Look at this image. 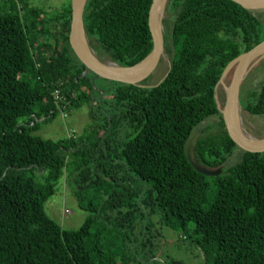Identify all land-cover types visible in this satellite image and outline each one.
I'll return each instance as SVG.
<instances>
[{"label": "trees", "instance_id": "1", "mask_svg": "<svg viewBox=\"0 0 264 264\" xmlns=\"http://www.w3.org/2000/svg\"><path fill=\"white\" fill-rule=\"evenodd\" d=\"M152 2L88 0L90 41L123 66L139 63L153 49ZM167 10L170 67L156 84L135 85L83 74L71 0L48 18L27 1L0 5V264H188L157 251L155 214L201 248L204 264H264V152L237 145L216 99L227 66L264 40V22L233 0H169ZM60 80L68 108L90 107V127L44 138L36 132L60 112ZM241 104L264 115V80ZM196 125V159L218 175L188 161ZM237 147L241 160L227 165ZM69 164L90 212L77 229L45 210Z\"/></svg>", "mask_w": 264, "mask_h": 264}, {"label": "rangeland", "instance_id": "2", "mask_svg": "<svg viewBox=\"0 0 264 264\" xmlns=\"http://www.w3.org/2000/svg\"><path fill=\"white\" fill-rule=\"evenodd\" d=\"M4 0H0V5ZM20 5L22 2L27 1L30 6L38 7L43 12V16L48 18L52 13L59 11L63 6L68 3V0H17ZM259 15L264 22V8L254 11ZM173 13L165 9L163 17L164 25V37H167L169 28L172 24ZM54 23H50L49 27L53 28ZM89 38V37H88ZM166 40V39H165ZM90 46L95 51L97 56L102 60L110 59L103 52L99 51L95 42H91ZM172 58V51L169 44L165 42V52L162 56L161 62L156 71L151 74L146 80L143 81L144 85H154L159 82L163 76L167 73ZM112 60V59H110ZM235 64H233L228 70L224 82L219 84L218 87V99L221 105H223V99L221 96L222 90L225 86L229 85ZM264 80V54L258 57L251 68L241 86V96L246 93L259 89L261 82ZM69 114L63 116L61 112L49 122H42L41 128L36 132L44 138L59 139L67 135H81L90 127V107L88 104L82 106H71L68 108ZM24 119H22L23 121ZM215 118L212 119V121ZM240 122L242 129L257 139L264 138V115H252L242 108L240 111ZM243 151L237 147L233 154L227 160V165H232L241 160ZM71 160V159H69ZM77 171H73L72 166H68L65 174L61 177L56 185V190L52 196H50L45 202V210L47 214L55 221L60 223L64 228L77 229L79 228L86 218L89 216V210L82 207L79 200L76 197L75 189L78 188L76 184ZM84 188L88 185H83ZM93 191L88 190L85 193L86 196L93 195ZM154 222V245L157 247V251L160 255L164 256L171 254L177 258L184 259L188 264H204V254L200 247L191 243L182 232L175 231L169 227L164 226L160 222L159 214L152 216Z\"/></svg>", "mask_w": 264, "mask_h": 264}, {"label": "water", "instance_id": "3", "mask_svg": "<svg viewBox=\"0 0 264 264\" xmlns=\"http://www.w3.org/2000/svg\"><path fill=\"white\" fill-rule=\"evenodd\" d=\"M244 8L252 11L263 9L264 0H233ZM88 0H71L72 18L69 32V42L77 57L84 63L85 71H93L97 77H103L109 80L144 85L143 81L153 74L159 66L162 56L165 52V37L164 25L162 19V7L165 9L169 0H153L149 11V26L153 37L152 51L139 63L133 66H123L114 61L117 66L111 65L107 60H102L97 56L89 43L88 34L86 32L84 23V11ZM264 54V40L243 52L235 58L223 72L218 86L224 82V78L230 69L235 64L231 81L229 85L225 86L226 96L223 105L219 102L218 91L216 92V99L218 106L222 112L223 119L226 124L227 131L231 138L237 143L239 147L245 151L253 153L264 152V138L252 141L246 137L245 131L242 129L240 122L241 104V86L251 68L254 61ZM199 137V126L193 127L190 135L185 142V153L189 163L193 168L205 175H218L221 172L220 168L211 169L202 166L196 159L195 149ZM80 188H84L81 186Z\"/></svg>", "mask_w": 264, "mask_h": 264}, {"label": "built area", "instance_id": "4", "mask_svg": "<svg viewBox=\"0 0 264 264\" xmlns=\"http://www.w3.org/2000/svg\"><path fill=\"white\" fill-rule=\"evenodd\" d=\"M64 84L63 80H60L57 84V87L54 90V98L59 106L60 112L62 113L63 116H67L69 114L68 112V104L69 100L67 97L64 95L62 91V86Z\"/></svg>", "mask_w": 264, "mask_h": 264}, {"label": "bare ground", "instance_id": "5", "mask_svg": "<svg viewBox=\"0 0 264 264\" xmlns=\"http://www.w3.org/2000/svg\"><path fill=\"white\" fill-rule=\"evenodd\" d=\"M164 14H165V7H164V5H163V7H162V19H163V17H164ZM106 60H107L111 65H113V66H117V64L114 62V60H110V59H106ZM245 134H246V137H247L248 139H250V140H252V141H256V140H257V138L251 136L250 134H248V133H246V132H245Z\"/></svg>", "mask_w": 264, "mask_h": 264}]
</instances>
